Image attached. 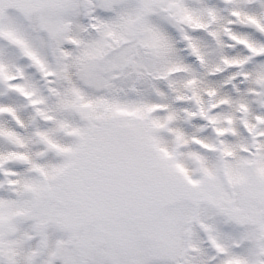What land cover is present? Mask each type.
Returning <instances> with one entry per match:
<instances>
[{"label": "snow or ice", "instance_id": "snow-or-ice-1", "mask_svg": "<svg viewBox=\"0 0 264 264\" xmlns=\"http://www.w3.org/2000/svg\"><path fill=\"white\" fill-rule=\"evenodd\" d=\"M0 264H264V0H0Z\"/></svg>", "mask_w": 264, "mask_h": 264}]
</instances>
